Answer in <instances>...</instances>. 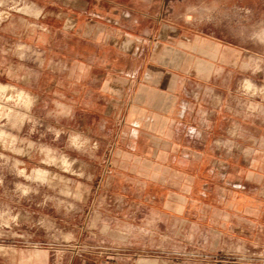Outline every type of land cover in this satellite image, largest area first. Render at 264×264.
I'll use <instances>...</instances> for the list:
<instances>
[{
    "label": "rangeland",
    "instance_id": "374dc122",
    "mask_svg": "<svg viewBox=\"0 0 264 264\" xmlns=\"http://www.w3.org/2000/svg\"><path fill=\"white\" fill-rule=\"evenodd\" d=\"M86 2L0 0V264H264V0Z\"/></svg>",
    "mask_w": 264,
    "mask_h": 264
},
{
    "label": "crops",
    "instance_id": "0c3cea01",
    "mask_svg": "<svg viewBox=\"0 0 264 264\" xmlns=\"http://www.w3.org/2000/svg\"><path fill=\"white\" fill-rule=\"evenodd\" d=\"M86 1H87L86 2V16H88V12H87L88 6H89L88 1L91 2V4H92L93 0H86ZM89 8H90V6H89ZM32 10H33V7L31 5H29V9L27 12H30ZM43 46H44V44H43ZM48 46H49V44H48ZM49 50L50 49H47L45 46L42 48L38 47V52L43 53V54ZM181 58H182L181 52H179L178 50L172 49V48H168L166 51V55L163 56L161 59V64L176 65L180 62ZM136 99L140 100V101H144V100L152 101V102H154V106L156 108H159V109H167L168 107L171 106V104L173 102V97L170 95L163 94V93L148 92L145 89L140 90Z\"/></svg>",
    "mask_w": 264,
    "mask_h": 264
}]
</instances>
